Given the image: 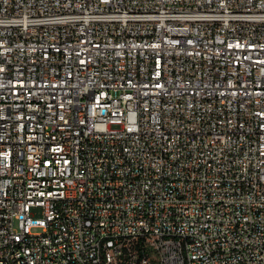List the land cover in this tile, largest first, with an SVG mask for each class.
<instances>
[{
  "label": "built area",
  "instance_id": "obj_1",
  "mask_svg": "<svg viewBox=\"0 0 264 264\" xmlns=\"http://www.w3.org/2000/svg\"><path fill=\"white\" fill-rule=\"evenodd\" d=\"M0 264H264V0H0Z\"/></svg>",
  "mask_w": 264,
  "mask_h": 264
}]
</instances>
